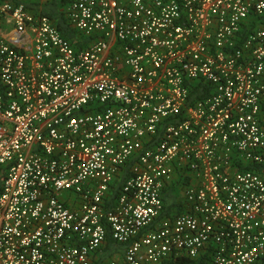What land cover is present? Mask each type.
Returning <instances> with one entry per match:
<instances>
[{"label":"built area","instance_id":"2783aa9c","mask_svg":"<svg viewBox=\"0 0 264 264\" xmlns=\"http://www.w3.org/2000/svg\"><path fill=\"white\" fill-rule=\"evenodd\" d=\"M47 1L0 0V264H264V0Z\"/></svg>","mask_w":264,"mask_h":264},{"label":"trees","instance_id":"16d2710c","mask_svg":"<svg viewBox=\"0 0 264 264\" xmlns=\"http://www.w3.org/2000/svg\"><path fill=\"white\" fill-rule=\"evenodd\" d=\"M61 2L59 0H50L47 2H43L42 4L35 5V4H29V7H38L40 12L48 16L49 18L53 19L55 22L57 28L59 31L66 37L77 39V33L76 31L70 27V25L66 22V17L64 14V11L61 8ZM78 46L82 45L80 41L76 43ZM202 87H205L206 85H202L201 82L198 83H191L190 84V90H189V101H193L194 99L200 98L203 95ZM1 89V86H0ZM207 90V89H206ZM205 93V91H204ZM248 168H253V166H248ZM259 168H264V165L258 166ZM2 176V175H0ZM124 176H120L115 181L114 185L112 186V189L110 191L109 197L106 199V203L110 204L115 197L118 187L120 186L122 179ZM1 181L2 178L0 177V190H1ZM163 202H164V210L161 215H166L168 212L174 208H177L175 205L177 204L175 195L171 193H166L163 196ZM170 214V212H169ZM126 248L125 243H120L114 241L110 235L107 234V237L105 239L104 244L101 247V250L95 260V263H99L103 261L104 259L118 253L119 256H122L124 254V250ZM181 262H187V263H193V260L189 259H180Z\"/></svg>","mask_w":264,"mask_h":264},{"label":"crops","instance_id":"0c3cea01","mask_svg":"<svg viewBox=\"0 0 264 264\" xmlns=\"http://www.w3.org/2000/svg\"><path fill=\"white\" fill-rule=\"evenodd\" d=\"M123 175V174H122ZM121 174H119V176H122ZM178 190V189H177ZM176 190V191H177ZM167 193H171V194H174V193H172L171 192V189H169L168 191H167ZM176 206V205H175ZM110 257H115V258H122L123 257V255L122 256H119V254L118 253H116V254H114V255H112V256H110ZM109 258V257H108ZM102 262V261H101ZM101 262H99V263H101ZM99 263H97V264H99ZM94 264H96V263H94Z\"/></svg>","mask_w":264,"mask_h":264},{"label":"rangeland","instance_id":"374dc122","mask_svg":"<svg viewBox=\"0 0 264 264\" xmlns=\"http://www.w3.org/2000/svg\"><path fill=\"white\" fill-rule=\"evenodd\" d=\"M179 192V190H177Z\"/></svg>","mask_w":264,"mask_h":264}]
</instances>
